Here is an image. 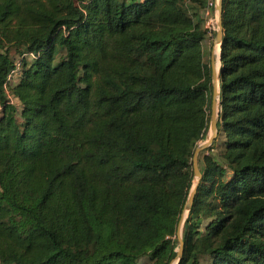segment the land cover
Masks as SVG:
<instances>
[{
	"label": "trees",
	"instance_id": "obj_1",
	"mask_svg": "<svg viewBox=\"0 0 264 264\" xmlns=\"http://www.w3.org/2000/svg\"><path fill=\"white\" fill-rule=\"evenodd\" d=\"M207 1L0 0V264L176 257L210 122ZM221 23V147L177 264H264V0H222Z\"/></svg>",
	"mask_w": 264,
	"mask_h": 264
},
{
	"label": "rangeland",
	"instance_id": "obj_2",
	"mask_svg": "<svg viewBox=\"0 0 264 264\" xmlns=\"http://www.w3.org/2000/svg\"><path fill=\"white\" fill-rule=\"evenodd\" d=\"M215 1L217 2V0H215ZM198 16H199V18L202 21L203 29H205V27H204L205 26L204 19L201 17L202 16V10H200L198 12ZM216 32L212 33L210 35L205 33L204 42H203L204 62H205L206 65H208L211 68V71H212V68H215V70H216L217 65H219L218 60H217L218 56L216 55V51H218V54H219L220 44L221 43L219 44L218 41H217V38H216L217 33ZM15 54H18V53H13L12 52V55H15ZM15 56H17V55H15ZM217 75H218V71H217ZM211 84H212V82H211ZM216 85L217 86L219 85V81L216 82ZM212 91H213V89H212ZM216 111H218V107L215 108V112ZM209 114H210V122H211V118H212V114H213L212 97H211L210 113ZM210 122H209V128H208V131L206 133L205 138L202 139L201 141H199L197 146H196V148H197V147H201L203 144H208V145H206V147L201 148L196 154V164H197V167H198L199 171L202 168V158H203V156L205 154H207V149L211 146V144L214 145V149H213V151H211V153H215V154L218 153V151L220 150V147H221L220 142H214L215 139H216L217 134H216L215 137L212 136V132H211V129H210ZM210 139H211V141H210ZM191 167H192V171H193L192 159H191ZM194 180H195V178H194V173H193V184H194ZM187 213H188V209H184L183 213L181 215V219H180L179 225H178V231H177V234H176V242H177V246L175 248L176 252L179 251L180 241H182V227H183L184 220L186 219ZM177 259H178V256L176 255V257L169 264H172L173 262H175L177 264L178 263ZM209 263L210 262H209V258L208 257H202L199 264H209Z\"/></svg>",
	"mask_w": 264,
	"mask_h": 264
},
{
	"label": "water",
	"instance_id": "obj_3",
	"mask_svg": "<svg viewBox=\"0 0 264 264\" xmlns=\"http://www.w3.org/2000/svg\"><path fill=\"white\" fill-rule=\"evenodd\" d=\"M221 9H222V0H217L216 5H215V10L217 13V41L220 44L221 40H222V23H221ZM218 75H217V71L215 70V68H212L211 71V81H212V110H213V114H212V118H211V122H210V129L212 132V136L215 137L217 134V117H218V112H219V95H220V89L219 86L217 88L216 82L219 81V72H220V62H219V56H218ZM218 107V111L215 112V108ZM212 137V138H213ZM211 138V139H212ZM210 139V141H211ZM205 144L204 146L206 147ZM203 148V145L201 147H197L194 151L193 154V158H192V162H193V173H194V184L191 187V190L189 192V195L187 197V200L185 202V206L184 209H188L191 207L192 203H193V199H194V195L195 192L197 190L199 181L201 179V173L197 167L196 164V154L197 152ZM182 249H183V242L180 241V248L179 251L177 252V262L179 261L181 255H182Z\"/></svg>",
	"mask_w": 264,
	"mask_h": 264
},
{
	"label": "built area",
	"instance_id": "obj_4",
	"mask_svg": "<svg viewBox=\"0 0 264 264\" xmlns=\"http://www.w3.org/2000/svg\"><path fill=\"white\" fill-rule=\"evenodd\" d=\"M216 1L208 0L205 8L202 10V18L204 19L205 30L208 35L215 33L217 31V13L215 10ZM33 55L30 53H25L16 57L14 62V68L7 75L6 83L4 88L7 90V87L11 84H14L20 78L21 74V60L24 57H32ZM9 100H11L8 95ZM12 101V100H11ZM10 101V102H11Z\"/></svg>",
	"mask_w": 264,
	"mask_h": 264
},
{
	"label": "bare ground",
	"instance_id": "obj_5",
	"mask_svg": "<svg viewBox=\"0 0 264 264\" xmlns=\"http://www.w3.org/2000/svg\"><path fill=\"white\" fill-rule=\"evenodd\" d=\"M216 55L218 56V51H216ZM218 58V57H217ZM216 71H218V65H217V67H216ZM219 86V85H218ZM218 86H217V88H218ZM205 144H203V148L205 147L204 146ZM172 264H176L175 262H173Z\"/></svg>",
	"mask_w": 264,
	"mask_h": 264
},
{
	"label": "crops",
	"instance_id": "obj_6",
	"mask_svg": "<svg viewBox=\"0 0 264 264\" xmlns=\"http://www.w3.org/2000/svg\"><path fill=\"white\" fill-rule=\"evenodd\" d=\"M217 33V32H216ZM218 56H219V54H218ZM218 60V59H217Z\"/></svg>",
	"mask_w": 264,
	"mask_h": 264
}]
</instances>
